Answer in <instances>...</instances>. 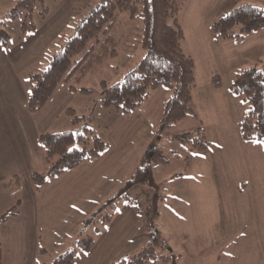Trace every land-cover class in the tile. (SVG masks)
I'll list each match as a JSON object with an SVG mask.
<instances>
[{
    "label": "crops",
    "instance_id": "obj_1",
    "mask_svg": "<svg viewBox=\"0 0 264 264\" xmlns=\"http://www.w3.org/2000/svg\"><path fill=\"white\" fill-rule=\"evenodd\" d=\"M56 1L58 4L54 11L45 6L46 13H40V21H36V28L31 31L21 30L22 24H8L7 13H0V22L4 20L3 26L10 35L7 45H0V214L13 205L17 210L0 223L1 264H50L57 255L70 249H75L72 264H129L130 256L148 244V218L139 207L141 202L137 205L134 196H131L132 189L137 188L138 184L130 185L127 190L122 188L142 157L152 147L153 150L159 148L153 144V140L162 129L163 107L171 90L158 86L137 108L123 112L117 109L112 111L99 104L92 89L83 92L61 82L40 109L28 110L26 101L30 95V75L47 67L52 54L64 42L62 30L71 19V10L66 12L62 9L67 0ZM243 1L264 6V0H191L190 16L196 20L188 21L195 34L203 33L207 37L211 34L210 39L224 40L228 46H235L227 38L215 36L211 25L219 16ZM16 2L0 0V8L6 12ZM181 47L188 54L182 41ZM192 59L196 81L192 92L196 116L187 115L173 123V133L168 135L173 138L180 128L201 126L209 143L203 151L189 146L182 171L175 175V181L180 183L178 193L183 195V190V196L188 200L177 204V208L172 204L164 206L166 210L171 209L166 213L171 216V224L178 227V230L174 228V232L171 229L169 233L170 238L178 234L174 245L164 240L162 231L158 230V233L164 238L165 248L172 253L185 248L199 255H207L208 248L214 246L219 257L221 249L224 252L225 247H220L216 236L220 235L226 223V209L220 207L219 200H225L227 191H218L217 197L210 203L211 208L219 206V210H203L188 197V191H193L190 195L196 196L194 191L198 184L214 180L215 177L224 182L229 177L233 180L234 191L241 196L245 187L250 188L256 180L263 178L261 163H264V144L240 135L238 124L245 116L246 108L243 96L234 92L230 83L238 71H233L236 66L242 69L255 63L262 70L264 66L260 59H241L230 66L225 81L221 79V84L215 86L211 81L213 71L206 70L205 74L198 76L195 60ZM151 101H154L153 104ZM83 104V108L89 111L88 121L74 124L65 119L53 127L43 122L47 109L55 114L52 111L54 106L59 112H62V108L67 112V109L76 111ZM156 109L157 122L152 124L150 119ZM97 126L102 127V134L98 131L96 134L107 142V147L98 156L85 158L47 177L39 185L34 182L32 172L45 173L49 168L39 140L41 133L69 129L81 131L86 127L95 133ZM247 148L250 149L248 155L244 153ZM204 169L211 170V174H204ZM151 177L153 179L152 169ZM147 186H144L146 191L151 189ZM254 194L255 191H251L245 195L244 206L227 210L228 214L231 211L237 215L234 230L239 236L231 239L235 242L241 238L238 247L242 251H249L246 248L249 247L248 242L253 241L252 235L256 230L262 231L255 219L256 214L264 217V201L259 209L255 203L258 195L255 197ZM159 198L165 197L162 195ZM154 211L157 214L154 221L160 216H167L163 210ZM183 224L187 226L181 233ZM86 237L93 240L92 245L79 249L77 241ZM185 241L186 245H183ZM252 254L249 251L236 257L246 264L250 262ZM179 256V253L174 254V258ZM158 259L163 260L159 257L151 260L156 263ZM259 262L264 264V255H260Z\"/></svg>",
    "mask_w": 264,
    "mask_h": 264
},
{
    "label": "trees",
    "instance_id": "obj_2",
    "mask_svg": "<svg viewBox=\"0 0 264 264\" xmlns=\"http://www.w3.org/2000/svg\"><path fill=\"white\" fill-rule=\"evenodd\" d=\"M37 0H18L7 12L8 18L24 16L21 30L31 31L36 28L32 11ZM184 0H100L77 24L75 34L56 50L47 65L39 72L30 75V95L26 104L30 111L41 108L50 98L55 87L61 82L69 83L71 89L86 73L93 71L101 62L117 53L116 26L121 12L142 20L140 46L144 55L139 62L124 73L118 81L108 83L101 79L100 102L105 107H113L123 112L135 109L148 95L158 87L171 89V95L163 107L162 128L180 119L186 114H195L191 99L194 85L193 59L181 47L183 30L177 14ZM44 6L41 15L46 13ZM238 26V29L235 27ZM264 26V6L248 1L230 8L212 25V33L217 37L236 38ZM10 35L0 22V45L6 46ZM215 86L219 85L214 78ZM230 88L243 96L246 113L238 127L244 139H254L264 144V70L255 63L238 70ZM80 88L81 91H87ZM173 138L188 144L192 149L203 151L208 146L207 136L201 126L174 133ZM49 168L45 173L32 172L36 184L67 168L76 165L85 158L98 156L107 142L97 136L90 128L83 130H63L39 135ZM167 162L162 150L155 148L151 157H143L134 172L126 179L125 187L134 183L148 184L153 164ZM125 189V188H123ZM153 189V188H151ZM149 189V190H151ZM160 199V198H159ZM152 195L148 205L149 215L147 232L148 244L134 253L129 264H143L153 258H162L166 263L174 260V255L157 254L158 247H164L163 238L154 226ZM16 205L0 214V223L7 216L16 213ZM93 243L90 237L77 241L79 249H87ZM163 245V246H162ZM75 249L57 255L50 264H72ZM1 264V248H0Z\"/></svg>",
    "mask_w": 264,
    "mask_h": 264
},
{
    "label": "rangeland",
    "instance_id": "obj_3",
    "mask_svg": "<svg viewBox=\"0 0 264 264\" xmlns=\"http://www.w3.org/2000/svg\"><path fill=\"white\" fill-rule=\"evenodd\" d=\"M54 1L55 0H37L33 7L32 18H28L29 22H34V24H36V21H40V13L44 6L50 8L51 11L52 10L54 11L55 7L58 4L57 1L56 3ZM62 1L64 2L66 0H62ZM99 1L100 0H67V3H65L64 8L62 9L66 12L71 10L72 15L70 16L71 19L63 27L62 30V34L64 35V39H65L63 43H65L66 40H68L75 34L77 24L86 16L89 10ZM89 3L90 6L88 7ZM15 4L11 6L6 12H3L4 10H1L0 8V13H4V14L7 13L12 7L15 6ZM191 11H192L191 0H184L178 11L177 18L180 21L179 24L181 23L180 26H182V30L184 34L182 40L183 46L185 50L188 52V54H190L192 58H194L197 69L196 74L198 76L205 74L206 70H208L209 72L213 71L214 74L211 75V81L213 83V79L216 78L218 79L220 85L221 79L222 81H225L227 75L229 74L230 66L235 62H240L241 59H246L249 61L252 60L259 61L260 59L261 64L264 66V26L258 28L257 30L247 32L243 36L238 38L237 37L227 38L226 40H229L231 42H234V44H236L235 46L233 45L230 47L226 44L224 40L216 41L214 39H210L209 37L211 36V34L209 35V37H207L203 33L195 34L190 22L188 21V19H190L193 22L196 20V18L190 16ZM23 15H21V17L7 18L9 20L8 24L14 23L17 26L22 24L21 21H23L24 19ZM221 16H219L218 18H220ZM1 19H3V17ZM11 20H18V21L13 22ZM1 21L3 25L4 20ZM142 26L143 23L141 18L131 17L127 12H121L118 17V22L116 26V36L118 38V44L116 46L117 53L105 59L93 71H90L85 75H83L82 78L80 79V82L76 84V88L78 89L82 87L86 88L85 90L87 91H83V92H89L92 89L95 92L96 99L100 104L101 102L99 101V99H100L101 91H100L99 81L101 79L107 80L108 83H113L115 81H118L119 79H121L124 73L127 72L129 69H131L134 65H136L144 55V50L140 46ZM235 28L238 29V26H236ZM240 67L241 66H236L235 68H233V71H235V69L236 71L239 70ZM243 67H247V66H243ZM193 72H194V66H193ZM67 84L69 85V83ZM195 84L196 81L194 75L193 88ZM193 88H192V92H193ZM192 92H191V99L193 103ZM151 102H152L151 104H153L154 101ZM84 105L85 104H83L82 107L77 109L76 111H73V109H67V112H65L63 108H62V112H59L56 109V106H54V109H52V111H54L55 114H52L50 109H47L45 113L46 119L43 122L46 125H50L53 127L59 124L60 122L65 121V119L67 121H71L74 124H79L82 121L83 122L88 121L89 111L83 108ZM107 108H110V110L112 111L116 110L113 107H107ZM245 108H246V104H245ZM193 109L195 113L194 115L186 114L183 117L187 115H192L193 117H195L196 110L194 104H193ZM83 113L86 114L83 115ZM157 113L158 110L157 109L154 110V116L153 118L150 119V122L152 124L157 122ZM173 123H171L168 127L163 129L161 127L162 126V122H161L160 127L162 129L159 132V136L157 134L156 136L158 137L153 140V144L158 146L160 149H162L163 154L168 159L167 163L165 164H158L156 166L151 167V169L153 170V179L150 176V182L146 185H148L147 186L148 188L151 187L154 190L146 191L144 188V186H146L145 184L137 183L138 184L137 188L132 189V193H131V196L132 197L134 196L137 205L138 203L141 202L140 203L141 206L139 205V207L140 208L142 207L141 209L144 210L145 218H147V214H148V203L150 202V197L151 195L155 197V200L153 202L155 210L159 212L163 210L165 211L164 214H167V216H160V218H156L154 221V225L156 224L154 229H156L157 231L158 230L162 231V233L165 235V239L164 238L163 239L168 240L169 245H171V243L172 245H174V241H176L175 237L176 235H178L175 233L172 236L173 238L172 237L170 238L169 233L171 229L172 232H174V228L178 230V227L171 224V216L168 213H166V211L171 209L166 210L164 206L165 204H172L175 206V208H177V204L183 203L184 201L188 200L184 198L183 190H182L183 195H180L178 193L177 189L180 186V183L178 181H175V178H177V176L175 175L176 173L182 171L183 164L185 161L183 159L188 155L189 145L184 144L178 141L177 139L169 137L168 134L173 133L172 130ZM97 128L98 129H95V134L97 133L96 131L102 134V127L97 126ZM188 129L191 128H187V129L180 128L177 131L182 132ZM43 133H47V132H43ZM208 137L210 138L212 136H208ZM153 148L154 147H152L151 150L148 151L146 155H144L146 159L151 157L154 151ZM249 148L253 149L254 147H249ZM249 148L245 149L244 152L247 155L250 152ZM209 154L210 152L207 153V155ZM262 160H264V158ZM261 171H264V163H261ZM203 172L204 174L207 172L208 174H211V170L207 171V169H204ZM238 174L239 172L236 175ZM125 183L123 184V186L124 188H126L125 190H127L129 186L125 187ZM232 184H233L232 178L227 177L223 182L222 180H220L219 177H215L214 180H208V181H204L203 184H198V186H196L194 191V193H197L196 196H191L190 194L193 193V191L191 190L188 191V195H189L188 197H190L193 203L197 202L200 208H202L203 210H209V209L219 210V206L211 208L210 203L215 199V197H217L218 191L220 193L222 192V189H225L227 191V196L225 200L222 201L221 198L219 200L220 207L223 206L226 209L224 210L226 223H224V228L221 230L220 235L216 236L219 239L220 247H225L224 252L221 249L219 257L216 256L217 251L214 246L208 248L209 253L207 255L204 254L199 255L194 253V250L191 251L185 248H180L179 250L177 249V252L174 250L172 253V251L165 248L166 246L164 245V247L160 246L157 248L156 250L157 254L161 253L166 255L167 254L174 255L176 253H179L180 256L178 258L176 257L174 258V260L176 259V261L169 260L166 263L164 260L158 259L157 261H155L156 263H154L152 260H148L145 263L146 264H243L239 259H237L236 256L242 253H247L249 251H252L253 254L250 258V262L246 264H260L259 262L260 255H264V217L262 216L260 217L259 214H256L255 220L257 221V225L262 228V231L256 230V232L254 233V235H252L251 238V240L253 241L251 243L248 242L249 247L246 248V250L249 251H242L243 249L238 247L239 244L238 242H240L241 238L237 239V241L235 242L231 239L234 238L235 236H239V234H237L234 230L236 229L237 215L236 213H231V211L230 214H228L229 211L227 210L244 206L245 195L249 194L251 191H255L254 194L255 197L258 195V197L255 200V203L256 206L260 209L264 201V175L263 178H259L258 180H256V182L251 184L250 188H246L245 186H242V184H238L239 187H245V191L241 194V196H238L236 194ZM162 195L165 198L159 199V197ZM211 195L212 198H210ZM159 222L162 223L160 224ZM186 226H187L186 224H183V227L180 229L181 233H184ZM183 245H186V241L183 243ZM138 251L136 250V252Z\"/></svg>",
    "mask_w": 264,
    "mask_h": 264
},
{
    "label": "bare ground",
    "instance_id": "obj_4",
    "mask_svg": "<svg viewBox=\"0 0 264 264\" xmlns=\"http://www.w3.org/2000/svg\"><path fill=\"white\" fill-rule=\"evenodd\" d=\"M182 28V27H181Z\"/></svg>",
    "mask_w": 264,
    "mask_h": 264
}]
</instances>
